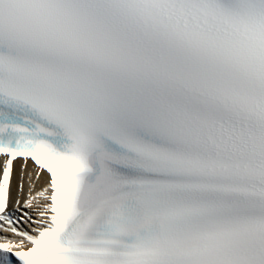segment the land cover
<instances>
[{"label": "snow or ice", "instance_id": "1", "mask_svg": "<svg viewBox=\"0 0 264 264\" xmlns=\"http://www.w3.org/2000/svg\"><path fill=\"white\" fill-rule=\"evenodd\" d=\"M0 155V264H264V0H0Z\"/></svg>", "mask_w": 264, "mask_h": 264}]
</instances>
